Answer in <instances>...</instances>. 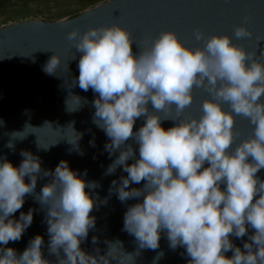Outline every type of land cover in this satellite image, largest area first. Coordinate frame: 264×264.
I'll use <instances>...</instances> for the list:
<instances>
[{
	"label": "clouds",
	"instance_id": "1",
	"mask_svg": "<svg viewBox=\"0 0 264 264\" xmlns=\"http://www.w3.org/2000/svg\"><path fill=\"white\" fill-rule=\"evenodd\" d=\"M247 22L245 17L234 27L235 38L253 37ZM193 36L202 46L185 44L173 30H161L155 38L137 43L118 23L83 34L75 28L67 33L80 53L79 75L71 86L78 84L82 91L96 94L92 122L108 138L104 145L108 156L115 155L103 175H113L118 168L126 173L111 181L109 196L115 193L121 203L136 201L124 213L123 230L135 238L137 250L123 252L124 259L112 252L119 241H105L104 255L99 248L95 255L82 250L81 242L95 228L91 213L99 197L91 192L99 183L85 181L63 160L54 170L42 169L38 157L21 151L19 166L0 157V264H51L43 255L39 234L19 254L7 246L19 241L32 224L31 208L13 218L28 195L45 210L47 250L56 264H110V258L117 264L124 260L135 264L144 249L156 252L157 264L164 257L162 250L157 251L161 233L171 250L184 249L188 264H264V179L257 176L264 169V62L227 34L206 36L195 28ZM259 56L264 57V49ZM71 59H76L75 53ZM61 67V56L55 53L44 71L54 75ZM63 70L68 71L67 61ZM194 89L204 90L210 98L203 99L198 117H187ZM73 97L77 106L68 111L88 103ZM236 116L247 119L252 132L233 148L239 135ZM140 118L144 123L134 131ZM164 120L175 123L165 129ZM30 127L4 132L9 137L5 147L14 151V142L25 139ZM67 128L75 136L68 142L83 155L78 146L82 134L72 124ZM37 145L49 146L38 141ZM90 145L95 146L94 139ZM38 177L51 180L36 193ZM245 236L242 248L230 239ZM91 243L96 245L98 238L93 236Z\"/></svg>",
	"mask_w": 264,
	"mask_h": 264
},
{
	"label": "water",
	"instance_id": "2",
	"mask_svg": "<svg viewBox=\"0 0 264 264\" xmlns=\"http://www.w3.org/2000/svg\"><path fill=\"white\" fill-rule=\"evenodd\" d=\"M245 17L248 20L246 26L253 32V37L237 39L233 35L234 27L242 24ZM113 23L125 27L137 43L144 42L149 37L155 38L161 30L175 31L178 37L191 47L202 46L194 39L195 28H200L206 36L227 34L233 43L243 46L246 50L256 51L258 58L264 62V57L259 56L261 49H264V0H107L67 20L25 19L0 26V120L4 121V126L0 127V157H6L14 166H19L23 159L21 151H27L39 158L42 169L50 171L63 160L85 181L98 182L100 187L91 192L94 197H99L98 207L91 213L95 217V228L89 230L87 239L81 242L80 247L92 255H95V249L99 248V254L104 255L108 248L105 241H119L122 249L114 245L112 252L118 259H124L123 252L134 253L137 250L135 238L123 230L124 213L127 207L136 201L121 203L115 193L109 196L111 181L119 180V177L126 173L118 168L113 175H103L115 155L111 158L108 156L104 150L108 138L104 131L92 122V101L96 94L91 89L82 91L78 84L71 86L72 80L79 75L80 53L76 52L72 42L67 40V33L74 28L83 34L90 28ZM132 47L136 53V45L133 44ZM55 53L61 56L62 67L58 69L57 74L49 75L44 71V66ZM73 53L76 54L74 60L71 59ZM66 61L67 72L63 70ZM73 96H79L82 101L86 99L88 103L76 111H68V107L77 106ZM205 98H210L207 92L194 89L192 105L185 109L184 115L198 117ZM224 107L227 108V105ZM235 121V130L239 135L233 143V148L252 132V125L247 119L236 116ZM143 123L144 118L136 120L134 131ZM174 123L164 120L162 127L167 129ZM26 124L31 126L27 137L14 142V151L5 147L9 137L3 133L22 131ZM69 124H72L76 132L82 134L78 146L83 155L68 142V139H75L71 129L67 128ZM93 139L94 147L90 145ZM37 141L42 146L49 145L48 148L38 147ZM133 147L138 156V146L133 144ZM257 176L264 179V169L260 170ZM27 180L25 177L26 182ZM50 180L51 177H38L36 193ZM132 186L142 187V184ZM105 198L106 204L103 202ZM30 208L33 209L31 226L19 241H10L7 246L14 248L19 254L27 247L30 239L39 234L44 239V257L51 264H56V257L49 256L47 250L49 236L44 219L45 210L32 195L25 197L22 209L13 218L18 219L20 211L27 213ZM248 231L251 234L253 230ZM93 236L98 238L96 245L91 243ZM230 239L233 244L242 248L247 236L243 239ZM159 244L157 251L162 250L164 257L157 261V264H188L189 258L184 254V249L178 247L171 250L164 233H161ZM231 254L226 253L227 256ZM155 256L156 252L152 250H141L140 255L135 258V264H153ZM110 264H117V260L110 258ZM124 264L130 262L124 260Z\"/></svg>",
	"mask_w": 264,
	"mask_h": 264
},
{
	"label": "rangeland",
	"instance_id": "3",
	"mask_svg": "<svg viewBox=\"0 0 264 264\" xmlns=\"http://www.w3.org/2000/svg\"><path fill=\"white\" fill-rule=\"evenodd\" d=\"M107 0H0V26L20 20H67Z\"/></svg>",
	"mask_w": 264,
	"mask_h": 264
}]
</instances>
